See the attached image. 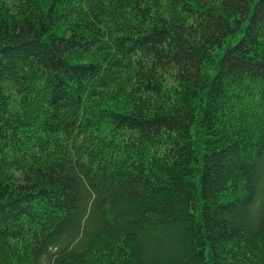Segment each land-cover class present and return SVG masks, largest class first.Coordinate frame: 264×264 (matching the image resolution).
Returning a JSON list of instances; mask_svg holds the SVG:
<instances>
[{
  "label": "trees",
  "instance_id": "16d2710c",
  "mask_svg": "<svg viewBox=\"0 0 264 264\" xmlns=\"http://www.w3.org/2000/svg\"><path fill=\"white\" fill-rule=\"evenodd\" d=\"M0 264H264V0H0Z\"/></svg>",
  "mask_w": 264,
  "mask_h": 264
}]
</instances>
